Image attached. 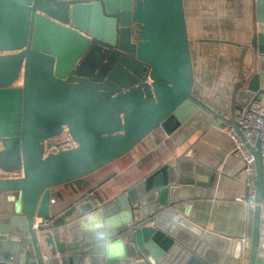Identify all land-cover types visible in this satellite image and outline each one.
Listing matches in <instances>:
<instances>
[{
  "label": "water",
  "instance_id": "95a60500",
  "mask_svg": "<svg viewBox=\"0 0 264 264\" xmlns=\"http://www.w3.org/2000/svg\"><path fill=\"white\" fill-rule=\"evenodd\" d=\"M250 6L252 68L235 85L226 119L191 94L182 0H0V192L13 193L11 214L0 216V264H217L222 254L264 260L258 144L255 206L246 208L239 239L194 222L192 192L209 170L189 154L154 168L107 206L81 205L71 225L43 228L52 188L114 162L153 130L172 141L184 132L179 145L191 123L216 119L238 129L236 104L264 95V0ZM96 50L115 64L92 76L83 69ZM98 217L115 225L122 242L111 259L85 229Z\"/></svg>",
  "mask_w": 264,
  "mask_h": 264
},
{
  "label": "crops",
  "instance_id": "0c3cea01",
  "mask_svg": "<svg viewBox=\"0 0 264 264\" xmlns=\"http://www.w3.org/2000/svg\"><path fill=\"white\" fill-rule=\"evenodd\" d=\"M189 54L194 82L191 94L226 119H231L233 89L247 79L252 58L249 46L252 29L250 0H182ZM260 89L264 90V75L260 74ZM264 107V95L256 97ZM234 115L242 105L236 104ZM224 122L214 119L211 124L199 126L191 123L183 142L172 141L159 128L135 145L132 151L109 163L98 171L80 179L63 183L51 189L49 218L53 226L64 227L75 222L78 210L85 203L94 209L107 206L123 191L167 162L174 164L189 154L192 164L207 168L200 175L202 186L192 192V215L197 226L228 238L245 235L246 208L235 203L245 198L243 164L230 153L232 142L222 129ZM264 180V160H262ZM3 176L0 173V177ZM13 193L0 192V216L13 210ZM217 264H249V260L236 261L222 254ZM255 264H264L257 259Z\"/></svg>",
  "mask_w": 264,
  "mask_h": 264
},
{
  "label": "built area",
  "instance_id": "2783aa9c",
  "mask_svg": "<svg viewBox=\"0 0 264 264\" xmlns=\"http://www.w3.org/2000/svg\"><path fill=\"white\" fill-rule=\"evenodd\" d=\"M235 123L238 129L231 125L223 123L221 129L227 133L232 145L234 146L231 155L239 159L243 164L245 172V185L248 188V194L245 198H238L235 203L242 204L245 208L255 206L254 192L256 188V163L254 151L259 146V152L264 160V107H262L256 98L243 105L236 113ZM54 200L50 198V203ZM54 221L46 219L43 228L47 229L53 225ZM35 231L41 228L38 223L33 225Z\"/></svg>",
  "mask_w": 264,
  "mask_h": 264
},
{
  "label": "clouds",
  "instance_id": "9594fccd",
  "mask_svg": "<svg viewBox=\"0 0 264 264\" xmlns=\"http://www.w3.org/2000/svg\"><path fill=\"white\" fill-rule=\"evenodd\" d=\"M86 231L100 250V252L112 258V250L121 246V241L114 239L115 225L110 224L106 218L98 217L96 220L85 226Z\"/></svg>",
  "mask_w": 264,
  "mask_h": 264
},
{
  "label": "rangeland",
  "instance_id": "374dc122",
  "mask_svg": "<svg viewBox=\"0 0 264 264\" xmlns=\"http://www.w3.org/2000/svg\"><path fill=\"white\" fill-rule=\"evenodd\" d=\"M108 59H109V56H108ZM108 62L109 64H107L106 62H103V54L96 50L95 54H93V56H91L90 59L85 61L86 67L83 69V71L85 70L86 74L88 75L92 74V76L95 75L97 72L99 76L100 75L99 70H101L103 73L105 72L106 74L108 72V69L113 67V65L115 64L113 58H110ZM24 246H27V244H25Z\"/></svg>",
  "mask_w": 264,
  "mask_h": 264
},
{
  "label": "flooded vegetation",
  "instance_id": "af4514ba",
  "mask_svg": "<svg viewBox=\"0 0 264 264\" xmlns=\"http://www.w3.org/2000/svg\"><path fill=\"white\" fill-rule=\"evenodd\" d=\"M51 141H52V140H51ZM52 142H53V141H52ZM52 142H51V143H52Z\"/></svg>",
  "mask_w": 264,
  "mask_h": 264
}]
</instances>
